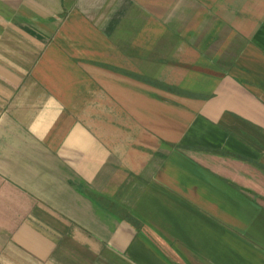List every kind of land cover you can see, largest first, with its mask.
<instances>
[{"label": "crops", "instance_id": "crops-1", "mask_svg": "<svg viewBox=\"0 0 264 264\" xmlns=\"http://www.w3.org/2000/svg\"><path fill=\"white\" fill-rule=\"evenodd\" d=\"M0 264H264V0H0Z\"/></svg>", "mask_w": 264, "mask_h": 264}]
</instances>
